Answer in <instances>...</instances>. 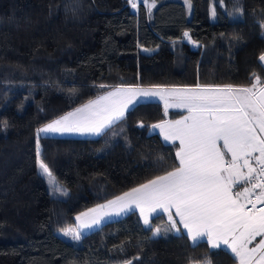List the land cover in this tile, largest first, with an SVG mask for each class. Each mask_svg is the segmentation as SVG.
Listing matches in <instances>:
<instances>
[{
  "label": "trees",
  "instance_id": "16d2710c",
  "mask_svg": "<svg viewBox=\"0 0 264 264\" xmlns=\"http://www.w3.org/2000/svg\"><path fill=\"white\" fill-rule=\"evenodd\" d=\"M223 4L157 0L149 17L128 0H0V264H236L184 234L153 237L163 216L145 226L130 213L78 242L58 236L77 214L171 170L177 147L149 133L165 119L158 102L136 104L96 138L40 137L67 195L36 165V129L119 85L264 78V0H240V13L235 0Z\"/></svg>",
  "mask_w": 264,
  "mask_h": 264
},
{
  "label": "snow or ice",
  "instance_id": "6c2138e0",
  "mask_svg": "<svg viewBox=\"0 0 264 264\" xmlns=\"http://www.w3.org/2000/svg\"><path fill=\"white\" fill-rule=\"evenodd\" d=\"M128 4L138 8V0H128ZM156 4L157 0H143L149 17ZM184 4L191 8V0ZM220 6H224L223 0ZM233 10L242 12L240 0H235ZM210 15H216L214 6ZM184 36L188 38L189 33ZM259 61L264 66V53ZM151 97L164 102L165 116L169 107L188 113L178 120L151 125V129H159L165 142H179L171 170L81 212L75 227L60 230L63 236L78 242L85 230L134 208L145 226H150L154 213L167 217L164 226L150 229L153 237L162 232L179 234L183 229L193 245L206 239L210 249L225 246L236 264H264V81L255 72L249 86L202 84L199 80L184 86L119 85L44 124L36 129V165L52 193L65 196L67 189L42 158L40 134L100 136L125 119L139 99ZM239 186L242 190H237ZM257 237H261L259 242L250 247Z\"/></svg>",
  "mask_w": 264,
  "mask_h": 264
},
{
  "label": "crops",
  "instance_id": "0c3cea01",
  "mask_svg": "<svg viewBox=\"0 0 264 264\" xmlns=\"http://www.w3.org/2000/svg\"><path fill=\"white\" fill-rule=\"evenodd\" d=\"M264 67V66H263ZM261 80L262 81H264V78H261ZM250 85V84H249ZM248 85V86H249ZM258 87H259V85H258ZM113 90V89H112ZM112 90H110V91H112ZM109 92V91H108ZM105 94V93H104ZM147 101H143V102H136L133 106H135L136 104H139V103H145V102H158L161 106H162V109H163V111H164V102L163 101H161L158 97H151V98H147L146 99ZM132 106V107H133ZM131 107V108H132ZM130 108V109H131ZM171 113H173V114H178V115H176L175 117H169V115L171 114ZM188 113H187V111L185 110V109H183V108H178V107H169V109H168V115L167 116H165V119L164 120H178V119H181V117H183V116H185V115H187ZM157 123H159V122H157ZM156 124V123H155ZM149 133H152V134H156L158 137H159V139H160V141L163 143V144H166V145H175L177 148L179 147V142L177 141V142H175V144H172V143H168V142H165L164 140H163V138L161 137V135H160V132H159V129H155V130H153V129H151V126H150V128H149ZM80 138H84V137H80ZM90 139H92V138H90ZM253 164H255V162L253 161ZM242 187L243 186H239L238 188H237V190H242ZM114 199V198H113ZM111 200V199H110ZM107 202V201H106ZM106 202H104V203H106ZM104 203H102V204H104ZM96 207V206H95ZM92 208H94V207H92ZM87 211V210H86ZM85 212V211H84ZM130 213H135L136 214V216L138 217V219H139V221L144 225V223H143V221L140 219V213H139V211L138 210H136V209H132V210H130V211H128V212H125V213H123V214H121V215H119V216H116V215H112V216H110V217H107V218H105L102 222H101V224L99 225V226H94V227H92L91 229H87V230H85L82 234H88V233H91V232H93V231H95V230H97L102 224H104V223H107V222H110V221H115V220H118V219H121V218H123V217H125L126 215H128V214H130ZM80 214V213H79ZM78 215V214H77ZM76 215V216H77ZM76 216H75V218H76ZM158 216H163V220L162 221H159L156 225H155V227H157V226H164V224L166 223V221H167V217L163 214V213H160V212H157V213H154L153 215H152V217L150 218V221L153 219V218H156V217H158ZM74 218V222H75V225L77 224V221H76V219ZM154 227V228H155ZM181 227V229H182V226H180ZM164 234H167V236H170V235H180V234H184V235H186L187 236V234H186V232H184L183 231V229L181 230V232L179 233V234H177V233H175V232H167V233H161L159 236H156V237H162ZM164 237V236H163ZM261 239V237H257L256 238V240L253 242V244L252 245H250V247H254L255 246V244L256 243H258L259 242V240ZM202 241H204V242H206V239H204V240H201L200 242H202ZM191 244H192V242L191 241H189ZM207 243V242H206ZM208 245V244H207ZM209 247V246H208ZM219 249H224L225 250V246H221V248H219ZM229 253H230V251H228ZM231 254V253H230Z\"/></svg>",
  "mask_w": 264,
  "mask_h": 264
},
{
  "label": "rangeland",
  "instance_id": "374dc122",
  "mask_svg": "<svg viewBox=\"0 0 264 264\" xmlns=\"http://www.w3.org/2000/svg\"><path fill=\"white\" fill-rule=\"evenodd\" d=\"M138 4H142L143 5V0H138ZM144 6V5H143ZM214 17L211 16V20H213ZM262 35L264 36V31L262 32ZM183 42L185 43H188L192 48H196L197 45L194 44L189 38H184L183 39ZM147 88V87H145ZM147 98H141L139 99L138 101L139 102H143V101H147L146 100ZM40 137H70V138H80V137H84V138H96L98 136H94V135H89V134H78V133H66V134H40ZM75 218V217H74ZM75 222L73 221V226L72 227H75ZM82 235H85V234H82ZM58 236L62 237V238H65V236H63V234L61 232H58ZM164 237L167 236V234H164L163 235ZM66 238H69V237H66Z\"/></svg>",
  "mask_w": 264,
  "mask_h": 264
},
{
  "label": "built area",
  "instance_id": "2783aa9c",
  "mask_svg": "<svg viewBox=\"0 0 264 264\" xmlns=\"http://www.w3.org/2000/svg\"><path fill=\"white\" fill-rule=\"evenodd\" d=\"M131 7V5H129Z\"/></svg>",
  "mask_w": 264,
  "mask_h": 264
}]
</instances>
